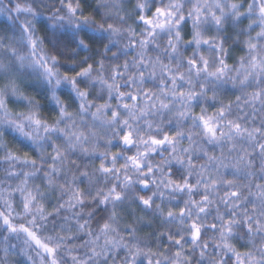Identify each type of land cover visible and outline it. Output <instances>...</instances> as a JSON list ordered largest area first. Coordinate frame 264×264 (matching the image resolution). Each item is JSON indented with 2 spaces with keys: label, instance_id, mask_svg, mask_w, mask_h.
Returning a JSON list of instances; mask_svg holds the SVG:
<instances>
[{
  "label": "clouds",
  "instance_id": "clouds-1",
  "mask_svg": "<svg viewBox=\"0 0 264 264\" xmlns=\"http://www.w3.org/2000/svg\"><path fill=\"white\" fill-rule=\"evenodd\" d=\"M0 264H264V0H0Z\"/></svg>",
  "mask_w": 264,
  "mask_h": 264
}]
</instances>
